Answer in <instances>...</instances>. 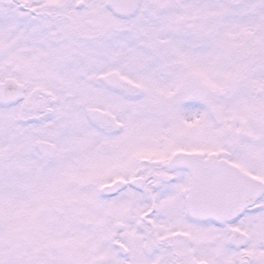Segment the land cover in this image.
Returning a JSON list of instances; mask_svg holds the SVG:
<instances>
[{
    "label": "snow or ice",
    "instance_id": "1",
    "mask_svg": "<svg viewBox=\"0 0 264 264\" xmlns=\"http://www.w3.org/2000/svg\"><path fill=\"white\" fill-rule=\"evenodd\" d=\"M0 264H264V0H0Z\"/></svg>",
    "mask_w": 264,
    "mask_h": 264
}]
</instances>
